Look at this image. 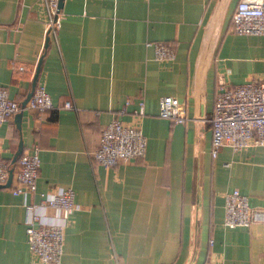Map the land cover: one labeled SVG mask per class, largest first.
I'll return each instance as SVG.
<instances>
[{
    "label": "crops",
    "instance_id": "crops-1",
    "mask_svg": "<svg viewBox=\"0 0 264 264\" xmlns=\"http://www.w3.org/2000/svg\"><path fill=\"white\" fill-rule=\"evenodd\" d=\"M238 1L63 0L57 37L47 40L43 0H0V84L22 102L41 60L35 87L45 84L54 101L24 108L20 124L16 112L0 122L1 155L14 165L11 184L0 185V264H264V223L223 222L233 187L264 206V144L211 149L219 84L264 75V33L231 29ZM149 39L171 41L175 57L156 58ZM166 93L185 101V121L159 113ZM117 115L139 121L145 154L92 161ZM21 140V153L37 147L40 169L35 190L14 192ZM66 186L76 206L62 261L34 260L26 203Z\"/></svg>",
    "mask_w": 264,
    "mask_h": 264
},
{
    "label": "built area",
    "instance_id": "built-area-1",
    "mask_svg": "<svg viewBox=\"0 0 264 264\" xmlns=\"http://www.w3.org/2000/svg\"><path fill=\"white\" fill-rule=\"evenodd\" d=\"M46 7V34L57 37L63 14L59 0H43ZM231 29L238 33H264V0H239L233 13ZM156 58L172 59L176 55L175 45L168 40L149 39ZM135 114L145 113V100L141 97ZM67 107L76 108L72 98L65 100ZM54 106V101L45 84L39 83L25 105L10 97L7 86L0 84V122L24 108L44 111ZM125 110L124 107L121 111ZM159 113L173 121L187 118L185 101L177 95L166 93L159 97ZM212 124V152L216 154L223 144L239 149L251 144H264V75L244 82L229 84L222 82L216 91ZM147 137L139 121L127 122L119 115L105 123L100 133L98 146L89 151V157L105 165H114L144 155ZM11 162L4 159L0 150V183L8 178ZM40 169L38 149L23 152L18 157L15 169L14 192L23 188L35 190ZM39 201L26 203V231L34 260L60 263L64 250L65 228L71 212L76 206L75 190L72 186L61 187L44 193ZM60 209L59 216L48 214L46 209ZM253 221L264 223V206L252 205L247 193L239 187L225 192L224 218L226 226L248 225Z\"/></svg>",
    "mask_w": 264,
    "mask_h": 264
},
{
    "label": "water",
    "instance_id": "water-1",
    "mask_svg": "<svg viewBox=\"0 0 264 264\" xmlns=\"http://www.w3.org/2000/svg\"><path fill=\"white\" fill-rule=\"evenodd\" d=\"M63 4V0H59V5L60 7L62 6ZM48 35H47V40H48ZM41 61V60H40ZM40 61H39V64L37 66V69H36V73L34 75V79H33V88L32 90L28 93V95L26 96V98L22 101V105H25V103L27 102L28 98L31 96L32 92H33V89L35 87V84H36V81H37V78H38V72H39V68H40ZM22 111L23 110H19L15 113V117H16V121L20 124V119H21V115H22ZM22 148H23V142L22 140L20 141L19 143V146H18V149L13 157V161H15L17 159V157L19 156V154L21 153L22 151ZM13 174H14V165H11L10 166V171H9V175H8V178L5 182H2L0 183V185H9L11 184L12 182V178H13Z\"/></svg>",
    "mask_w": 264,
    "mask_h": 264
},
{
    "label": "trees",
    "instance_id": "trees-1",
    "mask_svg": "<svg viewBox=\"0 0 264 264\" xmlns=\"http://www.w3.org/2000/svg\"><path fill=\"white\" fill-rule=\"evenodd\" d=\"M10 162V161H9Z\"/></svg>",
    "mask_w": 264,
    "mask_h": 264
}]
</instances>
